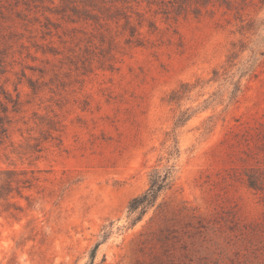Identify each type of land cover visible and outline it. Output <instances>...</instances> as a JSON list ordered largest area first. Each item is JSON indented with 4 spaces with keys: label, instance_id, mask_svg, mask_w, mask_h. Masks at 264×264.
Segmentation results:
<instances>
[{
    "label": "rangeland",
    "instance_id": "rangeland-1",
    "mask_svg": "<svg viewBox=\"0 0 264 264\" xmlns=\"http://www.w3.org/2000/svg\"><path fill=\"white\" fill-rule=\"evenodd\" d=\"M0 49L23 103L0 168L39 179L0 215V264H86L100 242L95 264H264V0H0Z\"/></svg>",
    "mask_w": 264,
    "mask_h": 264
},
{
    "label": "trees",
    "instance_id": "trees-1",
    "mask_svg": "<svg viewBox=\"0 0 264 264\" xmlns=\"http://www.w3.org/2000/svg\"><path fill=\"white\" fill-rule=\"evenodd\" d=\"M264 58V51L258 52L256 56ZM238 54L233 53L228 62L233 63ZM256 64V63H255ZM255 64H251L245 68L241 73L239 80L235 83V92L241 90V79L245 76L251 75L255 71ZM233 65V64H232ZM8 72L7 55L0 49V81ZM215 74H217L215 72ZM33 86V85H32ZM187 85H182L181 89L186 88ZM34 89V87H32ZM175 99L179 98L178 92L173 94ZM23 103L20 100V96L14 97L0 82V146L6 144L10 140L11 126L13 124V114H18L22 111ZM187 121L186 119L177 122V126ZM12 143V147H13ZM38 146V145H37ZM36 148V145L34 146ZM172 153L176 151V145L173 147ZM36 149L30 151V154H34ZM13 154L26 155L27 153H21L16 149L11 151ZM32 156V155H31ZM175 166L167 161V164L162 168H155L150 175V186L140 196L135 197L128 206V217L131 224H136L140 221L144 215L152 208L158 201L161 194L170 188L173 181V174ZM38 177L34 171H28L25 169H18L15 166L0 168V215H8L13 219H18L21 214L24 213L25 207L21 205L20 200H26L28 208L33 207V200L26 193L31 191L35 183L38 181ZM249 187L254 190H261L260 179L256 176H250L248 180ZM106 240L104 237L103 241ZM102 242L97 243L93 248L90 260L86 264H95L97 251Z\"/></svg>",
    "mask_w": 264,
    "mask_h": 264
}]
</instances>
